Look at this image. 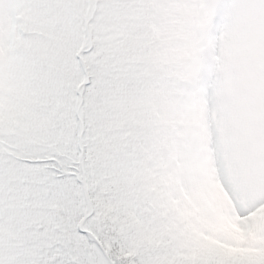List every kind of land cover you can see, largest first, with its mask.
Returning <instances> with one entry per match:
<instances>
[{"label": "snow or ice", "instance_id": "6c2138e0", "mask_svg": "<svg viewBox=\"0 0 264 264\" xmlns=\"http://www.w3.org/2000/svg\"><path fill=\"white\" fill-rule=\"evenodd\" d=\"M0 264H264V0H0Z\"/></svg>", "mask_w": 264, "mask_h": 264}]
</instances>
